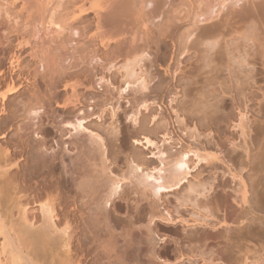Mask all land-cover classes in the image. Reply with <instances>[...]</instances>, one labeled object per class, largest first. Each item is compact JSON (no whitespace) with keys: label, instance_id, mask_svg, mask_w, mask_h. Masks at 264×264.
<instances>
[{"label":"rangeland","instance_id":"374dc122","mask_svg":"<svg viewBox=\"0 0 264 264\" xmlns=\"http://www.w3.org/2000/svg\"><path fill=\"white\" fill-rule=\"evenodd\" d=\"M136 1L0 0L18 183L67 203L74 261L264 264V0Z\"/></svg>","mask_w":264,"mask_h":264},{"label":"bare ground","instance_id":"6f19581e","mask_svg":"<svg viewBox=\"0 0 264 264\" xmlns=\"http://www.w3.org/2000/svg\"><path fill=\"white\" fill-rule=\"evenodd\" d=\"M141 1L143 2V0H141ZM145 1L146 0H144V2ZM132 2L133 1H130V5L135 3V2H133V3ZM142 2H139V3H142ZM139 3L137 2V5ZM146 4H147V2H146ZM144 5H145V3H143V6ZM135 7L137 8L136 5H135ZM102 10H104V7H99V9L97 11H95V18H96L95 24L97 26L96 27L97 31L101 30V21H100L101 15H100V13ZM158 10L159 9H155V11H153V13H154V16L152 15L153 18L157 17V14L159 12ZM148 29L149 30H147L146 32H148V33L151 32V33H149V35L152 34L153 33V31H151L152 29H150V28H148ZM168 29H169V26L165 29V31H163L164 33H161V34H163V35L166 34L168 32ZM148 33H147V35H148ZM217 35L218 34L215 32L203 31L201 33V36L206 38L205 40H208V41L209 40L211 41L212 39L215 40V38H217ZM97 37H99V36L97 35ZM100 37H99V39H100ZM204 38H202V40ZM154 39L158 40V38H154ZM99 41H105V40L103 38H101ZM103 44H102V46L104 47ZM106 47H107V45L104 48H106ZM51 75L52 74H50L48 76H51ZM4 77H5L4 74L0 73V85H2V80L4 79ZM52 78H53V76H52ZM3 82H4V80H3ZM52 84H50V86ZM10 86L11 87L9 89L5 90L4 92H2V93L0 92V118H2L1 116L3 115V113L6 112V109H5V105L7 103L6 101L11 96H13L14 94H16V93L18 94V91L20 92V88L15 86V84L11 83ZM20 87H21V85H20ZM144 87H145V85H144ZM124 91H125V89H124ZM12 112H15V111H12ZM16 114L12 113V115H16ZM13 119H15V118H13ZM10 120L12 121V119H10ZM76 124H77L76 126H78V128H81L80 122L78 123V121H77ZM1 129L2 128H0V132H2ZM0 135H4V134L0 133ZM1 138H5V135L1 136ZM147 142H149V141H147ZM1 144H0V264H74V263H76V264H89L90 263L89 259L92 256L90 252H92V251H88V250L85 251V249L84 250L77 249L78 252H76L77 254L79 252H80V254L81 253L83 254V255L81 254L82 257L84 258V259H82V261L81 260H76V261L73 260L72 248H73V243H74V239H75V237L73 236L74 232L71 230V226H70L69 222H67L66 219L63 218V216L61 218H59L60 215H62V213H64L66 211V206H67L66 204L67 203H65V202L59 203L56 200H55L56 202H54L53 201L54 199H52V196H51V200H48V198H50V197H48V195H47V197H48L47 200L45 199V202L42 201V199H44L43 193L42 194L36 193V190L34 189L35 187L33 186L34 187L33 188L31 186V184H29L30 186L29 185L26 186L27 185L26 184L25 185L26 187L23 185L25 188H21L23 186L20 187V184L18 183L17 179H20L19 177H21L20 175H21V170H22V166H21L22 160H20L21 158H19V159L16 158V155H18V153L12 154L7 148H4ZM184 162H185V157L181 158V160L177 163V168L181 169L185 165ZM144 178L146 179V181H151L153 183L155 189H161L162 187H164V185L162 184L163 177H162L161 173H157V174L149 173V174H146L144 176ZM16 180H17V182H16ZM29 180H31V179L29 178ZM19 182H21V181H19ZM23 183H25V181ZM114 190L116 191V189H113L112 191L115 192ZM23 193H25V194H23ZM245 198L247 199L246 195H245ZM22 199H26V204L24 202H22ZM246 199L244 201L248 202V201H246ZM30 203L39 204V207L37 208L38 210L36 209L38 211L37 213H35L36 210L34 211L35 208L33 210L27 209V207L31 205ZM67 208H68V206H67ZM17 209L19 211H17V214H16V213H14V210L16 211ZM252 210L253 209H251L249 211H252ZM32 211H34V212H32ZM225 213L226 214L224 215L223 223L228 227L233 225L235 227L239 226V228H240V225L242 224L241 223L242 218L240 219L237 216L238 215L237 213L228 212V211ZM250 213H253V211ZM250 218H249V220H250ZM243 219H245V218H243ZM246 219L248 220V218H246ZM253 219H256V216H255V218H252V221H254ZM71 231L73 232V234ZM231 242H232V240H231ZM129 243H130V241H129ZM116 246H118V245H116ZM129 250H131V249H129ZM124 251L122 254L123 255L126 254L125 257L126 256L129 257V255H130L129 251L126 250L125 254H124ZM110 252L108 253L109 255L111 253H113V252H111V253ZM225 252H228V251H225ZM119 255L122 258L123 255L121 256L120 253H119ZM225 255H226V253L224 254V256ZM114 256H115V253H114ZM115 257L113 259H116V260L119 259L118 258L119 256L118 257L115 256ZM123 258H124V256H123ZM224 258H226V256ZM227 258H229V257H227ZM84 261H85V263H84ZM119 263H121V262L119 261Z\"/></svg>","mask_w":264,"mask_h":264}]
</instances>
